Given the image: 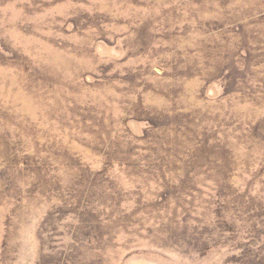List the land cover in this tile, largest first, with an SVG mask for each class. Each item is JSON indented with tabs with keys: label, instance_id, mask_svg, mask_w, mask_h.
Instances as JSON below:
<instances>
[{
	"label": "rangeland",
	"instance_id": "rangeland-1",
	"mask_svg": "<svg viewBox=\"0 0 264 264\" xmlns=\"http://www.w3.org/2000/svg\"><path fill=\"white\" fill-rule=\"evenodd\" d=\"M0 264H264V0H0Z\"/></svg>",
	"mask_w": 264,
	"mask_h": 264
}]
</instances>
